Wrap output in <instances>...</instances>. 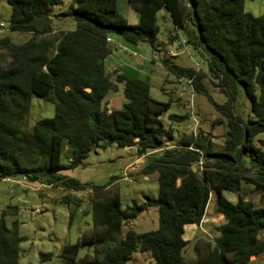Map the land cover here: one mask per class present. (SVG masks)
<instances>
[{"label": "trees", "instance_id": "16d2710c", "mask_svg": "<svg viewBox=\"0 0 264 264\" xmlns=\"http://www.w3.org/2000/svg\"><path fill=\"white\" fill-rule=\"evenodd\" d=\"M248 1L254 0H128L138 15V24L129 25L119 0H73L66 8L62 0H6L9 31L30 37L21 44L0 37V181L61 188L69 192L63 201L75 199L79 206L82 200L72 193H86L93 227L63 248L62 264H128L136 252L150 253L155 264H250L264 254V208H256L243 192L249 186L264 197V150L254 143L264 133V14L246 12ZM161 11L207 71L181 67L167 56L163 48L169 44L159 39ZM112 37L164 53L163 66L178 83L191 81L194 94L206 96L221 115L214 124L225 126L223 144L217 146L202 129L196 136L175 135L174 124L190 121V107L185 104L183 110L178 100L157 101L149 83L110 68L107 59L116 49ZM212 89L225 96L224 103L214 100ZM119 93L125 103L110 109L108 97ZM34 97L53 103L55 114L28 130ZM242 97L249 102L247 117L237 109ZM174 105L183 113L168 115L167 128L163 117ZM166 143L174 148L149 157L138 174H158V197L126 210L115 178L95 186L64 173L85 169L97 150L137 148L143 156ZM64 153L69 154L66 165ZM211 204L224 222L210 236L185 240L186 228H199ZM152 208L159 212L156 231L124 233ZM17 213L12 206L1 213L0 264H20L19 224L6 223ZM190 244L194 257L185 255ZM84 247H93V254L79 258ZM53 257L41 254L42 261Z\"/></svg>", "mask_w": 264, "mask_h": 264}, {"label": "rangeland", "instance_id": "374dc122", "mask_svg": "<svg viewBox=\"0 0 264 264\" xmlns=\"http://www.w3.org/2000/svg\"><path fill=\"white\" fill-rule=\"evenodd\" d=\"M62 2L64 8H66L73 3V0H62ZM119 3L121 14L127 19L129 14L128 8L130 7L128 0H125V2L124 0H120ZM124 4L128 6L125 10H123ZM245 11L257 17L263 15L264 0L246 2ZM165 15V11H161L158 14V24L161 27L159 39L166 43L169 36V23ZM10 18V6L6 0H0V37L8 36L16 44L26 42L30 37L29 34L9 31ZM129 25L131 24L129 23ZM65 28H72V26L66 25ZM164 46L166 48L167 45ZM137 47L140 54L137 58H132L134 60L127 54H123L122 56L117 54L112 57V60L108 59V64L112 66L115 61L121 62L124 64V67H122L124 73L149 83L153 99L160 102H169L170 100L175 102L178 100L184 104L182 106L183 110L186 107L185 104L189 106V94L180 97L179 93H187L191 89L184 84H181L184 85L181 86L177 78L170 74L163 66L162 61L159 59L160 57L161 59L163 58V53L159 54L155 52L146 44H140ZM178 53L180 54L177 61L178 65L196 66V64H200L201 68L207 71V64L203 62L192 47L186 46L179 50ZM169 56L172 57L171 54ZM186 59H190V62L183 63ZM132 67L139 70L136 75H133L129 71V68ZM211 94L214 100L220 104L226 100L225 96L220 94L216 89H212ZM113 99H116V103H113ZM107 100L110 101V109H120L125 103V99L121 93L116 95L111 94ZM192 103L193 105L189 109V112L191 113V118L194 116L200 118L199 130L202 129L205 134L211 133L214 143L217 146H221L224 142L225 126L223 124H214L216 120L221 118V115L215 111L214 106L202 94H194ZM237 109L242 116L247 117L249 114V102L246 98L242 97L240 99ZM183 110L174 105L168 114L163 117L165 126L168 128L170 125L168 115L181 114ZM54 114L55 106L53 103L34 97L29 115L28 130H32L37 121L53 118ZM187 123L180 126L174 124L175 135L179 131L186 132ZM261 142H264V133L258 135L254 141L257 147L264 150ZM68 155V153H64L62 157L64 165L69 162L67 160ZM139 157L137 148L119 149L113 146L105 150L93 152L85 162L87 165L85 169L66 171L64 173L95 186H107L112 183V178H115L114 182L117 183L122 210H126L134 203L144 201L146 197H158V174H152L148 178L139 176L138 174L145 168L149 158L143 157L142 160L137 161ZM22 182L24 181L22 180ZM22 182L19 179L0 181V217L2 211L6 210L9 206L18 208L17 215L6 217V223L9 227L15 221L19 224V233L24 239L21 245L20 264H62L60 255L63 248L68 244H76L80 235L93 227L92 206L86 200V193L78 195L72 193L73 196H79V199L82 200L80 206L75 199L71 204H67L63 201V197L69 194V192L61 188ZM243 192L246 193L247 200L252 202L256 208H264V197L261 193L253 192L249 186H244ZM225 196L233 202L237 200V197L231 193H226ZM71 214H73L72 220ZM207 218L213 221H207L204 223L203 229L199 227L197 231L192 230V227L189 228L184 236L185 240L192 241L194 237L201 234L210 236L213 227L224 222L221 217H217L214 214V204H211L208 209L205 219ZM158 228L159 212L157 209L152 208L142 213L136 220L130 222L124 228V233L132 229L137 233L143 234L156 231ZM93 250V247L82 248L79 258H83L87 254H93ZM41 254H53L54 257L50 261H42ZM185 255L194 257L191 244L186 248ZM128 264H155V261L150 253L136 252L132 255ZM250 264H264V254L254 257Z\"/></svg>", "mask_w": 264, "mask_h": 264}, {"label": "crops", "instance_id": "0c3cea01", "mask_svg": "<svg viewBox=\"0 0 264 264\" xmlns=\"http://www.w3.org/2000/svg\"><path fill=\"white\" fill-rule=\"evenodd\" d=\"M119 2H120V0H119ZM124 2H125V0H124ZM127 7L128 6L126 4H124L123 5V8H124L123 10L127 9ZM119 9H120V3H119ZM128 9H129V14H128V18H127L128 23H130L131 25H137L138 24V15H137V13L134 11V9L131 6ZM165 18H166V20L169 23V36H168V39H167L166 43L165 42H163V43L164 44H169V45H167L166 48H164V50L166 51L167 56H169V54H171L172 57H175L174 62L177 64V61L179 60V55H180L178 53V51L183 49L184 47H186V46H182L181 45L182 42L185 41V37L183 36V34L181 32H175L174 31L173 25L171 23V20L168 18L167 14L165 15ZM111 42L116 47L114 53L109 57L111 60H112V57H114V55L116 56L117 54L120 55V56H122L123 54H127V55L130 56L131 59L132 58H134V59L137 58L139 56V54H140L138 47L127 45L118 37H112ZM159 57H160V55H159ZM169 57H171V56H169ZM108 59H107V64H108ZM134 59H132V60H134ZM159 59L162 60L161 57ZM189 60L190 59H186V60L183 61V63H189L190 62ZM108 66L111 67V68H119L122 71V67H124V64L121 63V62H116L115 61V63H113L112 66H110L109 64H108ZM196 66H194V65H189L188 66L187 65V66H181V67L197 68V69H198V67L201 68L200 64H196ZM136 67H138V66H136ZM129 71H131V73L133 75H136L139 70L134 69L132 67V68H129ZM124 74H126V73H124ZM126 75L129 76L130 78L139 79V78H137L135 76H131L129 74H126ZM184 85H181V86H184ZM113 103H116V99H113ZM159 151H161V150H159ZM159 151L149 152L146 155L140 156L139 158H137V161L142 160L143 157L147 158V157H153V156L161 155L162 151L160 153H159ZM146 178H148V177H146ZM20 181L22 182V180H20ZM22 183H25V182H22ZM77 197H79V196H77ZM205 220H206V222L207 221L208 222L209 221H213L212 219H208V218L205 219ZM189 228H191V227H187L186 228V232L189 230ZM197 229H198L197 227H192V230H196L197 231ZM191 232H193V231H191Z\"/></svg>", "mask_w": 264, "mask_h": 264}, {"label": "built area", "instance_id": "2783aa9c", "mask_svg": "<svg viewBox=\"0 0 264 264\" xmlns=\"http://www.w3.org/2000/svg\"><path fill=\"white\" fill-rule=\"evenodd\" d=\"M182 44L184 46H186V42L185 41H183ZM198 69H199V67H198ZM182 83L185 84L186 87H188L189 89H191V91L190 92H187V93L180 92L179 93V96L180 97H184V96H186V94L187 95L189 94L190 99L188 100V104H189V107L191 108L192 105H193L192 101H193V97H194V92H193V88H192V82L191 81H187V80L186 81L183 80ZM199 127H200V118L198 116H194L187 123L186 128H185L186 129V132L185 133L188 134V135H194V136H196L197 133H198ZM172 148H174V144L173 143H166L165 144V147L161 151L170 150ZM202 166H203V161L200 163V165L198 166V168L202 169ZM204 223H206V220L205 219L202 221V223L200 225L201 228L203 227Z\"/></svg>", "mask_w": 264, "mask_h": 264}]
</instances>
